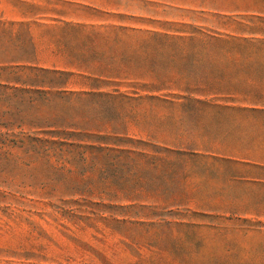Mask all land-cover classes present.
Here are the masks:
<instances>
[{
	"label": "rangeland",
	"instance_id": "obj_1",
	"mask_svg": "<svg viewBox=\"0 0 264 264\" xmlns=\"http://www.w3.org/2000/svg\"><path fill=\"white\" fill-rule=\"evenodd\" d=\"M0 264H264V0H0Z\"/></svg>",
	"mask_w": 264,
	"mask_h": 264
}]
</instances>
